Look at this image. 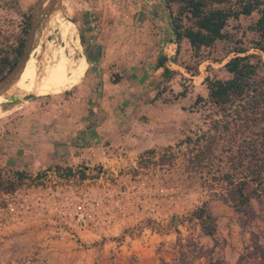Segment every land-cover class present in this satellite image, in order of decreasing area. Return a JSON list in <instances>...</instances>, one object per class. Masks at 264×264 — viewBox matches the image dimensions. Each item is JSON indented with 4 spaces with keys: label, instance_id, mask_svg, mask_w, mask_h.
I'll list each match as a JSON object with an SVG mask.
<instances>
[{
    "label": "rangeland",
    "instance_id": "374dc122",
    "mask_svg": "<svg viewBox=\"0 0 264 264\" xmlns=\"http://www.w3.org/2000/svg\"><path fill=\"white\" fill-rule=\"evenodd\" d=\"M35 2L0 0V80L7 73L2 60L14 59L19 44H25ZM164 6V0H62L59 15L49 23L42 20L31 54L36 72L41 63L46 72L55 53L83 70L77 84L63 93L1 102L0 175L14 170L36 175L57 163L78 168L86 178L60 179L50 172L42 185L0 191V264H178L182 249L187 264H208L210 257L217 264H264L256 248L264 249V202L253 200L246 213L238 214L221 200L222 185L212 181L220 176L219 166L229 170L227 162L238 152L240 144H231L229 137L236 128L220 132L211 169L196 165L193 145H178L209 133L213 118L221 119L219 108L195 103L208 97L207 77H230L225 65L232 58L255 55V63L260 58L258 79L264 80V54L249 30L258 15L232 20L229 38L197 58L186 40L179 52L177 46L163 51L155 40L159 24L169 21ZM123 14L124 55L146 52L147 73L138 88L124 86L120 121L113 117H120L122 107L103 101L100 78L90 75L89 55L100 46L104 22ZM60 22L69 27L68 34ZM145 22H151L148 28L141 27ZM165 52L172 56L169 81L156 73ZM131 75L126 73L129 81ZM205 202L217 219L214 240L188 219ZM78 207L90 214L86 227L77 220ZM189 240L208 254L196 251L204 257L195 258L194 246L185 247Z\"/></svg>",
    "mask_w": 264,
    "mask_h": 264
},
{
    "label": "trees",
    "instance_id": "16d2710c",
    "mask_svg": "<svg viewBox=\"0 0 264 264\" xmlns=\"http://www.w3.org/2000/svg\"><path fill=\"white\" fill-rule=\"evenodd\" d=\"M167 13L170 16L172 30L176 37V44L179 48L183 41H188L195 57L200 58L201 53L209 48H213L217 42L226 41L229 38L226 31L232 20L240 17H250L254 14L258 18L249 27V30L256 34L254 42L255 48L264 54V0H164ZM24 44H19L16 57L12 60L4 58L3 68L8 74L17 64L23 55ZM238 53L245 51L240 49ZM255 55L236 56L226 65L225 69L230 75L228 79L222 80L207 77L205 80L208 90V97H198L196 105L200 103L209 104L219 108L221 119L213 121V127L209 133L203 134L200 138H187L178 145L189 144L196 151V165L201 170L213 167L214 152L218 145L220 132L228 133L231 127L236 128L234 134L229 135L231 144L239 143L238 152L231 156L227 164L230 166L227 172H223L222 166L218 168L220 176L212 177L213 182L220 183L226 194L220 196L221 200L234 209L236 213H246L253 200L264 198V80L258 79L260 68V58L257 63L253 62ZM166 58L159 59L157 68L163 69V76L169 81L173 73L165 66ZM4 73L3 77L6 75ZM114 83H117L114 80ZM161 92L156 95V99L161 96ZM187 96L186 91L181 97ZM218 115H215L216 117ZM255 127L258 130L251 132V136L244 133L251 131ZM211 130L213 132L211 133ZM216 134H218L216 136ZM238 136H240L238 138ZM227 152L232 150L227 149ZM175 154H172V157ZM221 159V158H220ZM220 159H218L220 161ZM235 159H238L235 164ZM205 161H210V166H204ZM235 164V165H234ZM209 169V170H210ZM52 172L57 178L71 179L79 177L85 179V172L78 168L66 167L61 164H53L46 170L38 172L36 175L29 174L23 170H14L8 173V177L0 175V191L11 194L22 188L26 183L42 185L48 173ZM189 222H196L204 236L215 239L217 234V219L212 214L209 203L194 210ZM177 232L180 234L179 230ZM258 243V242H257ZM183 246V244H180ZM194 246L195 258L204 257L196 255V251L206 252L204 246L188 241L185 245L189 249ZM261 246L256 248L261 253L264 263V249ZM185 250H180V262L187 264L188 256ZM200 254V253H199ZM194 258V259H195ZM193 259V260H194ZM212 257L208 264H217Z\"/></svg>",
    "mask_w": 264,
    "mask_h": 264
},
{
    "label": "crops",
    "instance_id": "0c3cea01",
    "mask_svg": "<svg viewBox=\"0 0 264 264\" xmlns=\"http://www.w3.org/2000/svg\"><path fill=\"white\" fill-rule=\"evenodd\" d=\"M158 4L160 9H162L163 7L160 6V2H158ZM164 8H166V6H164ZM102 9H109V7H102ZM102 13L103 12H101V14ZM165 13L168 14L166 9ZM109 14V11H107V13L104 12L102 15V21H105ZM140 15L141 13L138 16ZM137 17L136 20L138 19ZM168 19L169 21L164 18L163 23L159 24L160 33H157L155 38V40L161 42L160 44L163 46V51H166L168 47L172 48L177 46L170 17ZM124 21L127 23V19H124L123 14L121 16H115L111 21L104 22L102 33L97 39V43L100 46H98L96 50L94 49L92 54L89 55L91 63H93L91 65L92 70L90 71V75L94 74V76H99L102 83V93L100 95L103 101L106 103L108 101L112 104L115 102L122 107L119 115L120 117H113L114 120L120 119V121L124 120V86L131 84L133 87L138 88L143 84L145 80L143 77L145 73H147L146 69L143 68L146 61V52H133L131 56L127 55L133 59L131 64H129V58L124 55ZM132 21V27L135 30V28H138L135 27L137 23L134 22V20ZM150 24L151 22H145L141 24V27L148 28ZM139 31L140 29L137 30L138 33ZM162 57L166 58L165 66L170 69V64L172 63L171 54L165 52ZM156 70V73H161L160 76L163 78V69H158L156 65ZM127 72L132 73L130 76L131 81H129V77L126 76ZM112 73H115L116 76H113ZM114 80H116L117 83H114ZM122 134L123 131L121 129L120 138L124 139Z\"/></svg>",
    "mask_w": 264,
    "mask_h": 264
},
{
    "label": "bare ground",
    "instance_id": "6f19581e",
    "mask_svg": "<svg viewBox=\"0 0 264 264\" xmlns=\"http://www.w3.org/2000/svg\"><path fill=\"white\" fill-rule=\"evenodd\" d=\"M61 25L63 26V33L68 34L70 32L69 27L63 22ZM79 70L82 71L83 67L75 69L73 66H70V63L62 53H60V56L58 53H55L52 64L47 65L44 77L40 79L38 72H36V60L31 56L16 88L21 90L24 94H35L36 96L60 94L63 93V91L73 88L77 84L81 75ZM13 91L14 89H12V92ZM4 100L6 99L0 97V104Z\"/></svg>",
    "mask_w": 264,
    "mask_h": 264
},
{
    "label": "water",
    "instance_id": "95a60500",
    "mask_svg": "<svg viewBox=\"0 0 264 264\" xmlns=\"http://www.w3.org/2000/svg\"><path fill=\"white\" fill-rule=\"evenodd\" d=\"M62 0H36L33 6L31 16V26L28 37L24 44L23 55L15 65V67L0 80V97L4 99H24L35 94H24L16 86L19 83L21 76L31 57L33 44L36 33L40 27L42 20L47 23L52 21L60 13ZM45 74L44 64L41 63L38 71V76L43 79ZM12 89L14 91L12 92Z\"/></svg>",
    "mask_w": 264,
    "mask_h": 264
},
{
    "label": "built area",
    "instance_id": "2783aa9c",
    "mask_svg": "<svg viewBox=\"0 0 264 264\" xmlns=\"http://www.w3.org/2000/svg\"><path fill=\"white\" fill-rule=\"evenodd\" d=\"M77 220L78 222L83 226V227H86L87 226V223L90 221L89 219L91 218L90 217V214H88L87 212H82V209L81 207H78L77 208Z\"/></svg>",
    "mask_w": 264,
    "mask_h": 264
}]
</instances>
